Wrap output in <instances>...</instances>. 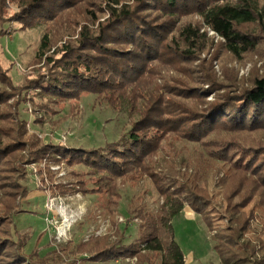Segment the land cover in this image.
Masks as SVG:
<instances>
[{
	"label": "trees",
	"instance_id": "16d2710c",
	"mask_svg": "<svg viewBox=\"0 0 264 264\" xmlns=\"http://www.w3.org/2000/svg\"><path fill=\"white\" fill-rule=\"evenodd\" d=\"M103 2L107 3L108 17L95 28L81 27L74 44L64 42L49 54L51 36L44 33L35 59H43L54 69L41 77L44 86L26 91L12 84L19 89L13 94L7 91L12 102L0 103V264L132 259L133 264H184L171 223L184 207L202 216L207 230L212 232L210 238L220 264H264V227L250 226L255 213L264 214V148L242 143L246 135L264 128V74L245 87L222 86L215 100L199 110L193 104L187 108L183 102L204 97L198 94L202 88L197 95L193 90L187 91L184 98H170L169 90L155 85L153 78L155 64L170 63L179 72V66L196 54V38L205 35L199 33L200 24L214 32L235 58L253 51L258 41L243 26L263 20L264 6L260 0H134L133 6H119L120 0ZM77 3L78 0H26L14 21L26 29L54 19L56 11L73 8ZM190 13L200 17L199 25L180 21L181 15ZM82 93L94 94L99 102L115 110H127L129 126L118 140L82 147L45 141L31 130L30 124L39 126L64 109L66 117L75 118L79 115L76 102ZM27 104L34 112L31 120L21 116ZM52 122L59 124L58 120ZM166 137L194 144L193 151L200 158L197 164L204 159L228 161L234 153L244 155L230 175L236 177V187L246 186V194L233 202L239 195L232 196L234 188L226 196L224 217L217 220L225 221L220 229L214 224L218 214H204L206 205H212V193L199 187V166L182 172L180 165L190 166L185 158L158 166L152 161ZM231 141L239 147L226 150ZM172 151L179 154L178 148L172 146ZM41 162L45 169L39 167L38 171L45 173L40 176L43 185L39 187L51 196L92 195L108 211L113 223L118 205L115 198L120 196L123 180L133 182L141 173L154 178L153 184L163 200L161 208L154 212L144 209L141 203L129 202L130 218L123 222H138V235L133 240L125 241L122 233L116 237L111 233L92 234L78 243L69 240L46 257L39 256L37 250L29 252L27 235L13 231L12 214L18 199L28 192L30 164ZM63 165L65 174L72 177L64 182L56 178ZM157 168L164 171L165 179L161 174L154 176L152 171ZM260 223L264 224V217Z\"/></svg>",
	"mask_w": 264,
	"mask_h": 264
},
{
	"label": "rangeland",
	"instance_id": "374dc122",
	"mask_svg": "<svg viewBox=\"0 0 264 264\" xmlns=\"http://www.w3.org/2000/svg\"><path fill=\"white\" fill-rule=\"evenodd\" d=\"M25 1L2 0L0 4V92L3 93L0 95V103L12 102L9 99L11 95H8L7 91L13 94L19 90L16 87H11L12 84L24 88L26 91L36 88V86H44V80L41 77L45 78L49 75L48 71L54 70L46 65L43 59H35L36 50L44 33L51 36L52 47L49 54H54L52 52L64 42L74 44L81 27L95 28L98 22H102L108 17L107 3L103 0H78L73 8L56 11L54 19L21 29L19 22L14 19L22 11L20 5ZM133 2L134 0H120L119 6L122 4L133 6ZM260 5L264 6V0H260ZM94 18H96L95 21ZM172 20L174 19L172 18ZM180 21L191 22L197 26L200 23V17L195 13L183 14L180 16ZM1 23H4L3 27ZM172 23L173 25L177 24L174 21ZM243 29L255 35L258 43L253 51L240 58H235L226 51L224 44L214 32L200 24L199 33H205V35L202 34L200 38H196V54L179 66V72L172 69L170 63L155 64L154 84L165 86L169 90L170 98H177L178 95L184 98L187 91L193 90L197 95L199 88H202L198 94H203L204 97H200L198 100L194 99L195 101L183 102L187 108H191L193 104L197 110L207 103L213 102L222 92L220 90L222 86L241 88L250 85L254 78L264 74V19H257L255 22L243 26ZM171 45L175 46L173 43ZM175 48L172 47L171 50H175ZM24 96L29 95L26 92ZM26 102L31 104L29 101ZM76 103L79 115L75 118L66 117L67 111L64 109L58 115L50 118L51 120H46L39 126L30 124L31 130L36 131L45 141H61L74 146L97 147L118 140L125 128L129 126L130 118L125 108L115 110L109 105L99 102L94 94L82 93ZM28 104L23 107L21 116L31 120L34 117V112ZM52 120H58L59 124H54ZM250 139L253 142H250ZM242 143L245 146L254 144L264 148V128L246 135ZM172 146L179 149V154L172 151ZM194 147L195 145L192 143L178 141L174 137H166L161 142L160 149L152 156V161H155L158 166L159 164L167 165V162L172 160L178 161L185 158L189 161L190 166L187 168L180 165L179 168L182 172H191L192 169L199 166L201 169L199 187L212 193L209 197L212 205H206L204 214L208 216L218 214L219 216L214 219V224L220 229L219 226H223L225 221L217 222V220L224 217L226 196L234 188L236 191L232 196L236 193L239 195L233 199V202L246 194L243 193L246 186L236 187L237 185L234 184L236 177L230 175L244 155L238 157L234 153L228 161L204 159L202 163L197 164L200 158L193 151ZM230 147L233 150L239 146L231 141L225 149L228 150ZM248 165L249 163H247ZM38 168L45 169L42 162L35 163L34 168L29 171V178L26 179L28 192L18 199L17 208L12 214V227L18 235H27L29 252L37 250L39 256L46 257L49 252L51 254L59 251V247L67 241L72 240L78 243L92 234L111 233L113 237H116L117 234L122 233L125 241L133 240L138 235V222L131 220L128 224L125 223L130 218L129 202L132 200L133 204L141 203L144 209L154 212L160 210L163 202L153 184L152 175L141 173L138 180L134 178L133 182L124 179V185L120 187V196L115 198L118 205L115 209L113 223L108 216V211L92 195L83 196L76 193L66 196H51L48 194L39 187V185H43L40 182V176H43L45 172L39 173ZM65 171V165L59 169V172L57 171L56 178L59 181L64 182L72 178L70 175H66ZM152 172H154V176L157 177L158 174H161V178L165 179L164 171L159 168ZM253 173L255 170L249 172L250 176ZM162 179L161 183L164 184ZM262 211L264 212V210ZM255 214V217L250 219V226L255 228L259 225L258 227L261 229L264 227V224L260 223L264 214L259 212ZM210 218L208 217V220ZM171 223L174 239L184 256V264H220L219 256L213 249V241L210 238L212 232L207 230L200 214L184 207L180 214L171 219ZM262 237L264 238V231ZM133 262L130 260L129 262L79 264H133Z\"/></svg>",
	"mask_w": 264,
	"mask_h": 264
},
{
	"label": "built area",
	"instance_id": "2783aa9c",
	"mask_svg": "<svg viewBox=\"0 0 264 264\" xmlns=\"http://www.w3.org/2000/svg\"><path fill=\"white\" fill-rule=\"evenodd\" d=\"M34 165H35L34 163H31V164H30V168L33 169V168H34ZM51 168H52V169H56L57 167H56V166H51ZM128 261H129V260H128Z\"/></svg>",
	"mask_w": 264,
	"mask_h": 264
},
{
	"label": "crops",
	"instance_id": "0c3cea01",
	"mask_svg": "<svg viewBox=\"0 0 264 264\" xmlns=\"http://www.w3.org/2000/svg\"><path fill=\"white\" fill-rule=\"evenodd\" d=\"M34 164H35V163H34ZM187 208H188V207H187ZM188 210H191V209L188 208ZM191 211H192V210H191ZM127 261H128V260H127ZM127 261H125V262H127ZM129 261H130V260H129ZM129 261H128V262H129ZM132 261H134V259H132Z\"/></svg>",
	"mask_w": 264,
	"mask_h": 264
},
{
	"label": "bare ground",
	"instance_id": "6f19581e",
	"mask_svg": "<svg viewBox=\"0 0 264 264\" xmlns=\"http://www.w3.org/2000/svg\"><path fill=\"white\" fill-rule=\"evenodd\" d=\"M61 230H63V228H60Z\"/></svg>",
	"mask_w": 264,
	"mask_h": 264
}]
</instances>
